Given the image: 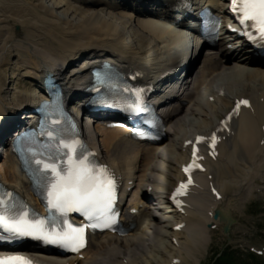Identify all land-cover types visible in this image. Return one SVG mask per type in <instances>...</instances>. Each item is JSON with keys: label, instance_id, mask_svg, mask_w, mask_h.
<instances>
[{"label": "bare ground", "instance_id": "1", "mask_svg": "<svg viewBox=\"0 0 264 264\" xmlns=\"http://www.w3.org/2000/svg\"><path fill=\"white\" fill-rule=\"evenodd\" d=\"M30 1L32 3L35 2L30 8L22 6L24 7H21L22 9H11L10 7L0 9V33L1 30L3 31V33H1L2 35H0V49H4L5 47L11 48V46L13 48L11 44L15 42L16 45L14 48L17 49V52L22 50L26 53L25 56L28 55V59L27 57L26 60L22 59L21 55L19 59H16L14 64H11V74L16 77V80L20 79H18V77H27L28 79L37 80L41 74L40 72L46 68H50L53 69L56 76L59 77L60 82L64 85V89L70 93V89L73 88L72 81H75L76 77H73L75 76L74 74L67 75L64 69L66 65L70 64L78 56L93 53L99 55L105 54L106 57H109V54L111 56L115 55L116 57L114 59H119L122 63L127 62L128 65L141 67L145 69L146 72H149L160 67L159 64L162 61L176 56L177 53H179L178 47L184 42L179 36L180 32L169 29V26L166 24H158L155 22V19H152L154 21L142 20L139 18L140 16H145L142 13H137L135 15L128 12L119 15L118 13H112V7H100L99 0ZM196 1L202 2L200 4L202 7H213L218 0ZM194 4L197 5V2ZM151 16L154 18H161L160 16ZM8 23H13V25L21 27L22 36L17 37L19 33H17V35L14 33H7L9 30ZM182 24L188 27L186 24ZM3 56L4 54L0 52V67L9 65L8 62H4L3 64ZM214 59L216 60L213 61ZM95 60H98V58L95 57L89 64L94 63ZM200 62L201 65L196 67L193 71V82L189 85L184 97L181 98L187 100L189 103L188 106L190 107L186 113L175 108L172 114L176 117L170 118L168 115L164 131L165 143L163 142V144L147 149L123 141V139H121L122 133L118 130L98 129L103 149V151H101L102 158L104 157L107 162L120 170L123 175H126V173L134 175L135 173V179L139 182L136 193L139 191L141 193L143 190L142 194L144 195L146 191L148 193L149 188H155V192L157 191L154 183L150 181V175L154 171V168L155 171L159 170V167L162 166V161L167 164L168 174L166 177L169 182L175 177L173 175V166L181 165L183 162V155L181 153L179 154L174 146H172V139H178L180 136V146L183 149L184 141H189V139L196 134L211 131L216 122L218 123L216 114L219 112H211L212 108L207 104L205 107V114L202 116L204 121L197 126V129L185 132V134L178 131V127H184L186 119H189V117L194 118L198 113L197 111L199 108L196 106L197 98H194L195 95H202L200 99L202 98L205 103V98L222 94V96L217 97V100L219 102L222 101L224 107L231 105L236 97L251 98L252 111H247L245 116L241 117L240 122L237 123L234 145L239 143L244 146L243 148L246 151L250 150L254 145L257 146V133L260 131L261 127H264V103L260 101V99H264V70L262 67L251 69L245 74V68L243 67L245 64H242L235 56H230L228 53H225L223 48L215 51L213 56L205 55ZM147 63L150 65L146 66ZM247 65H250V63H247ZM0 75L1 121L6 116L13 115L17 111L16 109L25 108L26 104L32 101V98L35 97L34 95L36 94L37 96L39 92L37 93L35 89H31V98H29L31 95L27 94L23 97L20 93L11 96L7 90H4L6 77L3 78V75ZM221 76L225 77L220 78ZM241 76L248 81H255L252 88L249 89L250 92L245 89L243 93H238L236 87L230 85V83L222 81L221 83L216 82V80L220 81L227 77H236V79H238L241 78ZM258 82L259 85H257ZM16 84L19 85L21 82ZM3 90L6 95H2L1 91ZM202 91L205 93L202 94ZM186 108L187 106L185 109ZM221 110H223V108ZM210 113L216 116L211 118V123H206L205 120L210 116ZM88 133L89 139L95 144L93 138L90 136V132ZM188 135L189 139L186 140V136ZM233 140L234 138H231L230 143H232ZM236 147L241 150L239 145ZM256 152L257 151L254 150V153ZM166 153H171L170 155H173V153L177 154L174 155V157L178 156V159L173 157L171 158L172 160H169V158L163 160V157H166ZM235 153H238L235 148H222L216 162L208 161L205 164L206 172L203 175L196 176V183L198 186L193 189L190 197L186 200L187 207L184 210L182 218L180 217V222L186 223L185 229L178 233H172V237L175 240L179 233L185 232L184 239L179 238L180 242L176 241L177 243L174 241L177 245L174 246L177 255L173 256V258H179L180 263L184 261V254L190 256V251H192L194 247H198L199 249L204 246L207 238L204 236L205 232H199L197 223H203L204 227L213 225L212 217L208 215L210 210L208 212H205V210L207 211L208 208L215 206L216 202L212 203L209 202L210 200H207V204L202 206L203 200H206L203 187L205 182H210L208 176H211V182L215 185L221 174L226 172V170L232 171V169H234L235 165L230 164V159ZM15 167L16 165L10 160L7 161V158H5L3 165L0 167V180L5 185L13 187L20 194H25L27 192V187L25 184L23 188L21 187L22 180L17 176ZM130 170L132 172H130ZM148 172L150 174L149 176ZM250 176L254 177L255 174H250ZM140 182H144L143 189H141L143 184L141 185ZM229 184L234 185L238 190L241 189L239 186L240 183L228 182V184L224 183L223 185H218L219 187L227 188ZM216 187L219 188L218 186ZM152 194L148 197L154 200ZM133 198H138V195L134 194ZM219 203L220 202H217V205H219ZM147 214L149 221L145 229L141 231L136 229L130 236L122 240L109 236L101 240L93 239L87 253L86 251L84 253V259L79 261V264H149L151 262L149 259L151 254L148 252V249L150 250L152 245L153 247L155 245L152 240L147 239L146 232L149 231L151 234L153 233L161 237L163 234L159 232V230L164 227L161 224L165 221L164 218L166 217L163 218L160 216L158 218V215H160V208L156 203V198L155 202L153 201L149 206ZM148 238L150 239L151 237ZM94 246L97 247V250L90 253ZM164 249L165 247L162 250ZM166 249L174 251L169 245ZM37 258L43 264H63L60 260L53 257L37 255ZM114 259L117 260L115 261L116 263L113 262ZM70 261L74 262L75 259H70ZM167 264L170 263L168 262Z\"/></svg>", "mask_w": 264, "mask_h": 264}, {"label": "snow or ice", "instance_id": "2", "mask_svg": "<svg viewBox=\"0 0 264 264\" xmlns=\"http://www.w3.org/2000/svg\"><path fill=\"white\" fill-rule=\"evenodd\" d=\"M230 10L242 26L254 30L244 33L248 39L253 43H260L264 48V0H230ZM247 104V100L237 101L226 119H230L241 105ZM221 123L225 124V121ZM216 139L217 136L213 133L212 145H215ZM63 147L68 149L65 153L66 160L35 161L38 174L36 182L47 193L50 226H46L43 219H29L27 211H15L5 207L4 198L0 197V229L19 237H38L45 242L75 251L84 246L85 227L69 222L67 213L78 212L89 220L103 218L102 223L93 224L92 227H108L114 224V217L107 215V212L115 199V181L105 167L91 163L87 156L74 158L72 153L75 149L72 145L65 144ZM193 157L192 163L185 167V172L199 167L195 162V147ZM187 183L190 184L191 179ZM186 187L187 184L181 183L173 193L172 199L178 206L180 201L176 200V196L182 195ZM7 195L10 196L11 193ZM0 264H30V261L18 255L0 256Z\"/></svg>", "mask_w": 264, "mask_h": 264}, {"label": "rangeland", "instance_id": "3", "mask_svg": "<svg viewBox=\"0 0 264 264\" xmlns=\"http://www.w3.org/2000/svg\"><path fill=\"white\" fill-rule=\"evenodd\" d=\"M46 2H48V0ZM34 3H32L30 0H0V9H4V8H7V7H10L11 9L12 8L13 9H15V8L17 9V8H21L22 6H25V7H29L30 8L32 6V4L34 5ZM22 8H24V7H22ZM29 8H27V9H29ZM118 15H119V13H118ZM8 27H9L8 28L9 30L7 31V33H14L15 35H17V33H19L17 35V37H21L22 36L21 35V33H22L21 27H18L16 25H13V23H11V24L8 23ZM1 33H3L2 30H1ZM1 33H0V35H2ZM0 38H1V36H0ZM11 45H13V48H12V46L10 48L9 45H8L9 48H6L5 47L4 49H0V52H2V54H4L3 60H2L3 61V64H4V62H6V63L8 62V64H10V65L11 64H14L16 62V59H19V56H21V55H22L21 58L24 59V60H26V57L28 55L25 56L26 53L23 52L20 49H18V50H20L21 52L20 51L17 52V49L14 48L15 45H16L15 42H14V44H11ZM27 59H28V57H27ZM3 64H1V65H3ZM9 68H10V71H11V67L10 66L9 67L1 66L0 67V74L3 75V78H4V76H6V78H8L7 80H9V82H10V85L8 86V89H10L9 90V93L10 92L13 93V94L10 93V95L12 96V95H15V94H19L20 93L21 95H23V97H24V95L26 96L27 94L32 96V90H31L32 88H30L29 85H20L19 84L20 85L19 86V85L11 84V81H13V79H12V77L9 74L10 73ZM0 78H1V75H0ZM232 80H233V78L227 77V78L224 79V82L225 83H230V85L235 86L236 89H237V92H242L243 93V91L245 89H247L249 91V89H251L252 86H253V82L247 81V80H245L243 78L237 79V81H232ZM258 85H259V82H258ZM14 89H16V90H14ZM202 105H203L202 108H199L198 109L199 111H197L198 113L195 116L196 118L194 117V118H189V119L185 120L184 127H182V128L178 127L177 128L178 131H181V132H183V134H185V132H190L191 130L197 129V126L200 125L204 121V118L202 116H203V113L205 112V107L206 106L204 104H202ZM220 108H222V107H220ZM220 108L219 107L218 108L217 107H214L213 109H211V111L212 112H216L215 109H220ZM216 115L213 114V113H210V116L207 117V119L205 120V122L206 123H211V120L209 121L208 119H211V118H213ZM191 120H193V121H191ZM179 139H180V136L178 137V139L174 138V140L173 139L171 140V142H173L172 146H174V148H175L176 151H178V148H179V145H178L179 144ZM95 141H96V143H98V144H100L102 146V142H101V139L99 138V134H98V137H97V132H96V140ZM171 150H174V149H171ZM170 154L171 153H166V157H163V160H166L168 158H169V160H172L171 158H173L174 155H177V154H174V153H173V155H170ZM174 158L175 159H178V156L177 157H174ZM158 160H160V159H158ZM260 163L262 164V166H261V169H260V172H259V175L258 176H259V178L264 179V159H263V162H260ZM255 164L258 165V161H255ZM162 166H160L162 168H160V170H158L159 171V177L157 175H154V179H157V180L159 179L158 181H160V183H161V184H159L160 186H158V189H160V190H162V188L163 189L166 188L169 185L168 179L166 177V175L168 174L167 164H165L162 161ZM258 167H259V165H258ZM173 170H174L173 175L175 176V174L177 172L176 165L173 166ZM165 177H166V179H165ZM172 181H174V179ZM171 183H174V182H171ZM223 188L226 189L225 187H223ZM240 191L242 192V190H240ZM244 195H245V193H242L241 194V197H238L236 199L237 204H235V206H236V209L235 210L236 211L238 210V214L236 216L238 218V221L241 220V216H245L246 214L249 213V211L246 210L248 208V205L245 202V200H243ZM159 217L160 216L158 215V218ZM163 217H166L165 218V221L162 222V224H161L164 227L163 228H160V230H159V232H162L163 235L160 237V236H157V235H155L153 233L151 234V232H148L147 233V239L148 240H152V242L155 245L154 247L152 245V247L150 248V250L148 249V252L152 255V256L150 255V258H149L151 260V262L149 264H162L163 262H167V260L169 258H171V256H174L175 255V253H173L174 251H171L169 249H166V247H168V245L170 246V248H172V246L170 245V241H169V237L170 236H168V235H169V227L171 226L170 225V221L172 220L173 217L168 216L165 213L163 214ZM242 220H243V218H242ZM242 220L240 221L239 228L237 230H234V232H233L234 235H232L233 237L235 235H240L238 232H240L239 230L241 228H242V230H244L243 228H244V226H245L246 223L243 222ZM248 222H251V221H248ZM250 224H252V222ZM217 236H218V234L215 233V232L210 233L208 235V240H207V242L204 243V246L203 247H201L199 249H198V247H196V249H193L192 248L193 250L191 249L194 252L193 254L190 253V256L192 258L190 256H186L184 254V258L183 259H186V261H187L188 264H209V262H210L209 261V257H210V254L209 253H211V249L219 250V249L222 248V246H219L218 245V241L215 240L217 238ZM252 236H253V231H250L249 232V236H246L245 239L247 241L251 242V241H253ZM148 237H151V238L149 239ZM181 237H183V236H181ZM233 237H232V239L229 242L230 244H234V239L235 238H233ZM240 238H244V237H241L240 236ZM156 239H158V240H156ZM160 239H162V240H160ZM255 242H257L258 244H263L264 243L263 242V239L262 238L260 239L258 237H255ZM160 244H163L164 246L163 245H160ZM164 247H165V249H164L165 251L162 250ZM96 250H97V247H93L91 252L93 253ZM148 257H149V255H148ZM166 257H169V258L167 259ZM115 261H117V260L114 259L113 262L116 263ZM145 264H148V263H145Z\"/></svg>", "mask_w": 264, "mask_h": 264}, {"label": "trees", "instance_id": "4", "mask_svg": "<svg viewBox=\"0 0 264 264\" xmlns=\"http://www.w3.org/2000/svg\"><path fill=\"white\" fill-rule=\"evenodd\" d=\"M219 264H241V263L238 262V260L236 259L234 260L233 257H230L229 255H225L220 259Z\"/></svg>", "mask_w": 264, "mask_h": 264}]
</instances>
